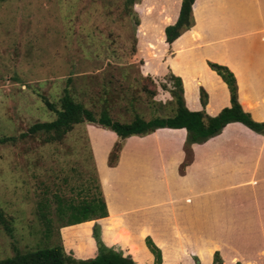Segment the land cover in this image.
<instances>
[{"label": "rangeland", "instance_id": "obj_1", "mask_svg": "<svg viewBox=\"0 0 264 264\" xmlns=\"http://www.w3.org/2000/svg\"><path fill=\"white\" fill-rule=\"evenodd\" d=\"M177 1L180 4L181 0H137L128 12L124 0H0V139L15 138L14 142L0 143V214L9 227L7 232L0 224V260L12 257L16 252L57 242L65 254L74 258L91 256L97 248L92 230L97 227L98 241L105 247L120 251L123 256L132 257L134 264H148L147 253L142 246H145V238L154 245L148 234L153 237L156 248L165 250L163 264H197V258L186 250L191 245L201 248L198 252L201 263L199 261L198 264H209V259L212 264L215 252L221 264L219 252L213 251L217 249L213 244L219 246V240L208 237L200 241L190 239L183 222L165 220L156 215V211L140 213L137 209L139 200L153 203L172 196L166 186L174 185L176 180H170L174 171H169L170 167L169 170L163 169L156 152L160 145L155 144L157 147H154L151 140L143 143L131 140L128 143L130 147L124 152L123 164L116 171L108 172L106 168H113L107 164L108 154L115 144L120 143L116 152L118 159L124 139L115 136L106 158L103 155L106 144L93 142L94 159L83 128L85 123L74 125L61 140L54 142H46L42 133H27L33 124L54 119V113L47 109L45 102L58 109L64 88L76 102L94 114L107 105L109 116L118 122H129L135 115L145 121L154 116H169L167 109L157 108L154 103L170 100L168 92L160 86H168L166 77L172 74L167 73L159 79L144 76L140 67L142 57L162 51L159 30L162 28L163 33L164 28L171 25ZM248 9L244 14L249 20L240 28L225 30L226 33H243L255 29L262 22L256 18L257 13ZM260 16L264 17V13ZM212 31L215 34L210 37L204 32L202 41L227 37L223 29ZM218 31L220 35H217ZM242 42L243 49L248 50L244 46L245 41ZM150 59L148 64H156L152 56ZM144 78L150 82H144ZM142 85L148 89L154 86V102L141 91ZM235 88L237 97L236 82ZM240 133L243 144L240 147H249L252 144L249 136L244 131ZM96 139H105L106 143L108 137L100 135ZM182 146L180 149L183 150ZM176 150L178 148L172 146L169 152ZM180 164L176 168L178 173L181 172ZM245 164L250 166L248 162ZM242 176L243 183L234 191L226 192L219 209L223 214L226 212L227 218L230 214L238 216L241 231L238 238L254 242L257 237L248 229L253 221H245L244 216L252 215L260 199L251 186L250 179L255 176L250 172L242 173ZM169 180L166 184L165 181ZM95 186H98L105 209L108 206V216L117 219L118 227L108 238L104 221H85L89 223L90 237L86 250L78 248L83 240L77 236L76 230H67L77 224L62 227L69 216L66 212L57 215L55 207L56 201L76 204L87 200L92 192L89 188ZM178 188V194H183ZM42 204L46 205L43 217L49 220L47 226L38 210ZM132 206L135 209L130 212ZM210 227L212 230L218 228ZM141 232L145 235L142 238ZM125 241L137 242V250L122 245L121 242L126 244ZM239 247L237 250L240 252L235 254L236 263L250 264L253 254L243 244ZM222 254L225 259L230 255L223 249ZM258 256L252 264H257L264 257ZM149 263L153 264V256Z\"/></svg>", "mask_w": 264, "mask_h": 264}, {"label": "crops", "instance_id": "obj_2", "mask_svg": "<svg viewBox=\"0 0 264 264\" xmlns=\"http://www.w3.org/2000/svg\"><path fill=\"white\" fill-rule=\"evenodd\" d=\"M175 6V13L169 23L171 25L177 17L179 1ZM248 7L251 13L258 14L256 18L262 22L255 29L251 28L243 33H226L232 28H240L242 23L249 20L244 14L247 10L249 11ZM190 13L193 26L171 44L164 42L162 28L159 30V39L163 49L161 52L155 51L152 55L142 57L143 64L140 67V73L158 79L167 73L179 77L185 108L188 111H203L208 116H215L222 108L229 107V96L226 86L214 72L209 70L206 63L224 66L235 78L238 88L237 102L241 109L250 115L251 120L264 124V17L260 16L264 13V0H251V2L249 0H194ZM241 13L245 16L242 17ZM222 29L227 37H221L215 41L211 38L206 42L202 41L204 32L210 37L215 34V31L212 30ZM217 35H220V31ZM242 41H245L244 46L248 50L243 49ZM258 54L260 55L258 56ZM151 56L156 63L154 65L147 62L151 60ZM199 89H202L206 95L204 106H201L199 101ZM83 128L89 138L94 159L93 142L106 144L103 153L106 158L111 143L116 138L115 135L93 124L85 123ZM241 131L249 136L252 143L249 147H240L243 145L240 140ZM248 132L242 125L231 123L206 142L191 145L192 159L183 171L178 173L176 168L184 157L180 148L185 132L182 129H157L149 135L135 136L136 138L131 136L124 139L115 167L106 169L108 172H114L123 164V155L126 148L130 147L128 143L131 140L138 143L151 140L154 147H157L155 144L160 145L158 149H155L161 158L163 169L169 170L170 167L169 171L172 169V172L174 171L173 178L170 177V180H176L174 185L166 186L172 196L165 200H155L153 203L139 200L137 209L140 213L156 211V215L165 218V220L183 222L187 237L190 239L200 241V239L208 237L219 240V246L213 244L217 248L213 251L219 252L221 264H235L237 261L235 254L240 252L237 248L243 244L249 253L253 254L249 261L252 264L253 259H258V255H264V135H254ZM100 135L108 137L106 143L105 139H96ZM172 146L178 148L174 153L169 152ZM247 162L250 164L249 167H246L245 163ZM95 166L99 174L97 163ZM245 172H250L255 176L250 179L251 186L256 189L260 199V202L257 203L258 207L253 209L254 214L244 216L245 221L251 219L250 222L253 221V223H249L253 225H249L248 229L257 237L254 242H244L242 237L238 238L241 235L238 216L230 214L227 218L226 212L223 214L219 209L226 192L234 191L237 185L243 183L242 173ZM170 180L165 181L166 184ZM178 187L183 191V194H178ZM106 209V217H108L107 205ZM134 209L135 207L132 206L130 212ZM105 218L97 219L95 222L103 221L102 219ZM210 225L218 228L215 227V230H212ZM147 236L153 240L155 245L153 237L149 234ZM142 246L147 253V263L150 264L152 256L143 244ZM157 248L161 253V264H163L165 250ZM222 249L230 254L226 259L222 254ZM186 250L197 258L196 263L198 264L200 261L198 252L201 248L191 245ZM95 253L96 250L91 256L75 258L90 259L95 256ZM130 258L134 263V259ZM263 258H260L257 264H264ZM190 260L192 261V258Z\"/></svg>", "mask_w": 264, "mask_h": 264}, {"label": "trees", "instance_id": "obj_3", "mask_svg": "<svg viewBox=\"0 0 264 264\" xmlns=\"http://www.w3.org/2000/svg\"><path fill=\"white\" fill-rule=\"evenodd\" d=\"M193 1L194 0H181L174 23L165 27L163 30L164 42L166 44H171L183 31L188 30L192 26L190 12ZM133 2H137V0H124L125 8L128 9V12H130L129 7ZM207 66L225 84L229 95V107L222 108L215 116H208L203 111H188L184 106L180 79L168 74L166 77L168 86L162 84L160 88L168 92L170 100L154 104L157 108H162L163 110L167 109L170 112L169 116H154L145 121L135 115L129 122H118L112 120L109 116L107 105L103 106L98 114H94L93 111L85 108L83 104L76 102L69 90L64 88L62 95L59 98L58 109L45 102L47 109L54 113V119L50 122L33 124L28 128L27 133L29 135L42 133L46 142H54L61 140V138L68 133L74 125L82 123L95 124L101 128H106L113 132L120 140L131 136H145L157 129H182L185 132L182 144L184 159L179 166L182 172L192 159L191 145L206 142L210 138L218 135L228 124L237 123L258 135H264V124L252 121L250 115L244 112L237 102L235 81L232 74L226 68L216 64L207 63ZM143 81L148 82L149 79L144 78ZM141 91L146 94L151 102H154V86H152L151 89H148L145 85H142ZM199 101L201 106H204L206 95L202 89H199ZM104 102L106 103L107 101ZM21 136L23 137L24 135ZM7 141L14 142L15 138L5 137L0 139V143ZM119 148L120 143H117L112 147L107 157L108 166L115 165L117 160L116 152ZM89 190L92 192L87 200H81L76 204L56 201L55 207L57 215L65 214L64 212H66L67 216H69L64 221L62 227L77 224L67 230H76L77 236L83 240V243H81L78 248L83 247L86 250H88L90 237L88 235L89 223L85 221L106 217L105 204L98 186L91 189L89 188ZM89 190L84 189L86 192H90ZM45 208L46 205L44 204L38 206L39 214L44 219L45 225L47 226L49 220L43 217V209ZM102 220L105 222L104 230L109 238L118 227L117 219L114 216H108ZM0 224L7 232L9 231L7 222H5L1 214ZM46 234H48V230ZM144 236L145 235L141 232V238ZM92 237L96 242L97 248L96 255L90 259L80 260L72 257L71 254H65L60 243L57 242L53 245L26 252H16L12 257L1 259L0 264H134L129 256H123L120 251L105 247L100 243L97 238V227H94L92 230ZM122 239H125V237L123 236ZM110 241L111 240L108 242ZM65 242L68 244L67 237H65ZM125 243L126 244L121 242L122 245H128L132 250H137L139 246V244H136L137 242L134 244L131 241H125ZM144 244L149 253L153 256V264H160L159 250L148 238H145ZM92 253L93 252H91V254ZM212 264H220V259L216 252L213 254Z\"/></svg>", "mask_w": 264, "mask_h": 264}]
</instances>
